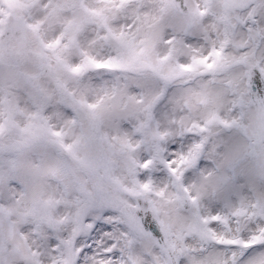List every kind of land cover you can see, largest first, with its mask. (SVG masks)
Listing matches in <instances>:
<instances>
[{"label":"snow or ice","instance_id":"obj_1","mask_svg":"<svg viewBox=\"0 0 264 264\" xmlns=\"http://www.w3.org/2000/svg\"><path fill=\"white\" fill-rule=\"evenodd\" d=\"M0 264H264V0H0Z\"/></svg>","mask_w":264,"mask_h":264}]
</instances>
